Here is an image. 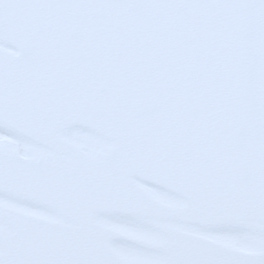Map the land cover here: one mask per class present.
I'll use <instances>...</instances> for the list:
<instances>
[{
    "label": "water",
    "instance_id": "1",
    "mask_svg": "<svg viewBox=\"0 0 264 264\" xmlns=\"http://www.w3.org/2000/svg\"><path fill=\"white\" fill-rule=\"evenodd\" d=\"M0 264H264V0H0Z\"/></svg>",
    "mask_w": 264,
    "mask_h": 264
}]
</instances>
